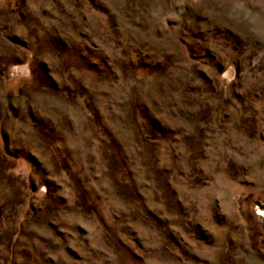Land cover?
I'll list each match as a JSON object with an SVG mask.
<instances>
[{
    "label": "rangeland",
    "instance_id": "1",
    "mask_svg": "<svg viewBox=\"0 0 264 264\" xmlns=\"http://www.w3.org/2000/svg\"><path fill=\"white\" fill-rule=\"evenodd\" d=\"M261 213L264 0H0V264H264Z\"/></svg>",
    "mask_w": 264,
    "mask_h": 264
},
{
    "label": "snow or ice",
    "instance_id": "2",
    "mask_svg": "<svg viewBox=\"0 0 264 264\" xmlns=\"http://www.w3.org/2000/svg\"><path fill=\"white\" fill-rule=\"evenodd\" d=\"M262 215H264V213H261Z\"/></svg>",
    "mask_w": 264,
    "mask_h": 264
},
{
    "label": "bare ground",
    "instance_id": "3",
    "mask_svg": "<svg viewBox=\"0 0 264 264\" xmlns=\"http://www.w3.org/2000/svg\"><path fill=\"white\" fill-rule=\"evenodd\" d=\"M260 212H262V211H260Z\"/></svg>",
    "mask_w": 264,
    "mask_h": 264
}]
</instances>
